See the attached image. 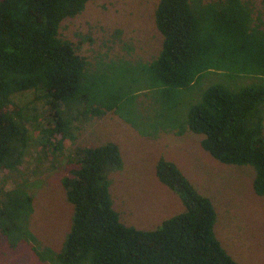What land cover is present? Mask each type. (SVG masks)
Returning a JSON list of instances; mask_svg holds the SVG:
<instances>
[{
  "label": "trees",
  "instance_id": "16d2710c",
  "mask_svg": "<svg viewBox=\"0 0 264 264\" xmlns=\"http://www.w3.org/2000/svg\"><path fill=\"white\" fill-rule=\"evenodd\" d=\"M92 1L0 0V235L10 249L26 244L46 264H239L214 234L211 201L163 158L157 179L178 195L184 211L155 230L124 225L109 179L123 161L111 142L69 153L73 167L61 186L73 213L60 250L41 246L32 231L34 197L21 176L30 148L57 159L81 127L108 113L137 128L125 111L149 93L158 111L143 124L147 133L136 130L140 135H200L216 161L252 167L254 193L264 196L263 13L249 0H159L154 23L162 46L155 58L110 51L88 61L59 30ZM208 75L217 81L180 119L181 92ZM31 90L28 102L15 97Z\"/></svg>",
  "mask_w": 264,
  "mask_h": 264
},
{
  "label": "rangeland",
  "instance_id": "374dc122",
  "mask_svg": "<svg viewBox=\"0 0 264 264\" xmlns=\"http://www.w3.org/2000/svg\"><path fill=\"white\" fill-rule=\"evenodd\" d=\"M158 1L89 2L81 14L61 23L60 36L70 41L88 61L110 51L111 55L130 51L141 61H151L162 46V36L154 23ZM210 1L213 0H204ZM249 1L264 15V0ZM116 31H120L119 40L114 38ZM136 75L137 72H129L130 79ZM216 81L215 75L204 76L195 86L181 92L177 109L180 119L185 118L188 107ZM17 96L25 103L34 96V91ZM154 96L140 95L138 105L134 103L125 111L137 128L108 113L81 127L74 142L66 144L63 156L57 159L44 157L35 145L30 148L27 159L31 160L25 163L21 176L31 184L29 189L34 197L31 229L41 246L59 251L70 228L73 206L61 186V178L73 167L68 160L69 153L78 147H97L111 142L119 147L123 161L122 169L111 172L109 179L114 209L124 225L155 230L163 221L184 211L178 195L157 179L156 164L163 158L174 163L194 189L211 201L216 212L214 234L227 254L239 264H264V196L254 193L255 170L216 161L202 149V137L188 131L181 136L140 135L136 130L147 133L149 128L145 129L143 124L147 125L146 119L150 120L158 111ZM36 105L40 119L46 118L47 110H40V105ZM0 264L46 263H41L26 244L10 249L0 235Z\"/></svg>",
  "mask_w": 264,
  "mask_h": 264
}]
</instances>
